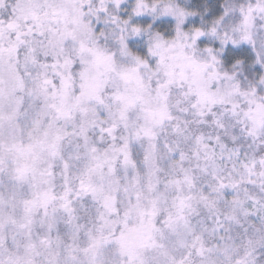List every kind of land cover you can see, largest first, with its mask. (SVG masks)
Instances as JSON below:
<instances>
[{
    "label": "snow or ice",
    "instance_id": "6c2138e0",
    "mask_svg": "<svg viewBox=\"0 0 264 264\" xmlns=\"http://www.w3.org/2000/svg\"><path fill=\"white\" fill-rule=\"evenodd\" d=\"M0 264H264V0H0Z\"/></svg>",
    "mask_w": 264,
    "mask_h": 264
}]
</instances>
